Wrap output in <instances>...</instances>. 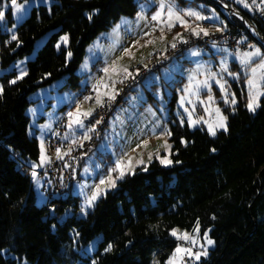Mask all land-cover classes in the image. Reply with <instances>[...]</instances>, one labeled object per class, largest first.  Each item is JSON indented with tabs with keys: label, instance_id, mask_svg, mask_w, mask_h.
Listing matches in <instances>:
<instances>
[{
	"label": "trees",
	"instance_id": "obj_1",
	"mask_svg": "<svg viewBox=\"0 0 264 264\" xmlns=\"http://www.w3.org/2000/svg\"><path fill=\"white\" fill-rule=\"evenodd\" d=\"M141 1L54 0L50 7L32 8L17 27V40L0 32L2 68L32 53L37 40L51 33L27 61L22 79H17L15 67L0 75V264L23 260L31 264H167L179 244L172 230L196 233L197 223L201 238L207 233L214 245L194 264H264V96L259 107L249 111L243 77L227 85L237 99L235 105L217 100L227 118V131L211 135L204 127L192 129L178 119L170 121L171 165L154 159L136 167L83 217L77 215L80 197L72 194L47 199L42 206L36 202L31 169L39 163L40 144L29 134L28 109L35 102L30 95L62 78L67 79L63 87L76 93L91 84L82 85L77 72L87 46L121 16H135ZM222 1L230 4L233 0ZM235 3L264 37V20ZM176 4L208 17L200 23L210 22L228 32L244 27L236 17L231 23L226 10L212 0H176ZM213 13L221 16L220 21L211 18ZM183 28L180 24L174 27L176 31ZM64 34L69 45L58 48ZM184 50L180 52L183 59L172 57L144 80L148 75L155 77L173 59L191 64ZM238 67L233 61L232 68ZM94 68L101 74L100 68ZM150 86L155 88L158 83ZM67 207L73 213L61 219ZM95 240L96 248L86 250ZM109 244L111 251H105Z\"/></svg>",
	"mask_w": 264,
	"mask_h": 264
},
{
	"label": "rangeland",
	"instance_id": "obj_2",
	"mask_svg": "<svg viewBox=\"0 0 264 264\" xmlns=\"http://www.w3.org/2000/svg\"><path fill=\"white\" fill-rule=\"evenodd\" d=\"M53 1L54 0H17V3L24 5V7L17 12L11 4V0H0V11L4 12V18L0 20V32L9 34L10 38L12 35L17 36V27L29 16L33 7H39L40 5H47L50 7ZM237 2L242 3L238 0ZM146 4L148 7L144 9V18L140 19L137 14L142 10L141 5ZM157 7L158 5L153 3L152 0L141 1L140 10L135 16H121L110 29L100 33L98 37L87 46L85 57L77 69V72L82 75V85H87L92 82L95 83V91L88 96L90 99H85L83 103H77L75 90L63 87L67 82L66 78L39 87L32 92L30 98L35 102L28 109V113L31 116L29 134L36 136L39 140L40 157L39 163L35 164L36 167L31 169V173L50 163L51 157L46 149L47 140L53 134L57 121L65 113H75L77 106L80 107L81 113L91 110L90 115H82L80 117L83 123L82 127L76 124H72V126L69 127L70 118L67 115L66 130L68 128L70 131L68 136L72 135L71 132L73 135H76L79 131H86L84 121L101 105H96L97 96H99L102 101L108 98L107 95H104L106 92L116 96L118 87L121 86L128 77L123 71L124 68H127L130 73L134 67L136 68L138 65L150 63L157 49H172L171 44L173 38L177 36V33H180L183 38H187L193 34L189 33L187 35L188 30H186V28L176 31L174 27L180 24L178 22L174 27L169 29L165 22L167 20L166 16L162 17L161 21H153L151 16L157 11ZM178 8L182 10L191 9L189 7ZM188 18L189 17H185L190 26L194 27L199 25L202 27L199 21H193V24ZM211 18L220 21L221 16L213 13ZM122 19L126 20L128 23L122 24ZM117 24H121V27L118 30V34H114L113 29ZM206 29L210 30L211 28L206 27ZM218 29L219 28H215L216 31L221 32V30ZM50 34L51 33H48L38 39L35 43L33 52L18 59L12 66L8 68H2L0 66V75L5 71L12 70L13 67L17 70V77L20 76L22 72L27 73V61L35 57L37 51L48 40ZM64 36L68 37L66 34L60 37L57 44L58 48L62 46L68 47L69 37L65 43L61 39ZM161 36H163V39H161ZM149 41H154V43H149ZM178 42H181L179 38L175 40L176 44ZM254 48H259L261 53L264 54V48L259 43H256L253 49L249 51L254 50ZM125 49L130 50L131 54L125 52ZM212 50L216 57L196 47L185 49L183 54L187 59L191 60V64L173 59V61L156 72L155 77L148 75L142 83L134 85L127 93L126 97L129 99L130 103L126 106L119 105L117 110L113 113L112 132L102 136L93 151L85 154L78 164L76 170L78 178L73 182L70 193L68 194L80 197V207L77 210V215L79 217L86 216L87 212L103 194L117 186V182L120 179L115 180V187L102 186L104 192L96 199L91 207H87L86 211H82V208L85 207L86 196L91 195L92 191H94V186L98 185L101 179L109 175L110 170L115 167L117 159L124 161L125 175L129 172H133L138 166L148 165L150 161L154 159L161 161V158L167 157L171 160L172 144L170 142V135L165 134L166 132H170L171 120L175 121L178 119L182 124L187 123L192 129L200 126L209 131V124L215 125L218 116L222 115L226 117L221 105L217 102L218 98L222 99L225 105L233 106V104L225 103V94L221 91L220 84H218L217 81L221 83L226 81L225 87L228 90L227 85L231 80H237L243 77L249 92L246 81L250 72L248 68L240 63V59L245 52L232 54L227 49H221L219 47H213ZM194 52H198L199 54L193 55L192 53ZM233 61L239 64L236 70L232 68ZM259 62L260 58L254 57L252 66H255V64ZM95 66L101 68V74H96ZM225 67L227 71H225ZM105 68H109L107 73L104 71ZM229 72L239 73L238 78L229 75ZM209 73H215V76L209 78ZM204 80L208 81L207 85L202 83ZM114 81L115 83H113ZM154 82L158 83V86L155 88L150 86ZM189 85H191V90L186 92L185 89ZM149 91L153 95V98L150 97ZM217 91L220 92L219 95H216ZM232 94L233 93H230L228 90L229 99H231ZM209 95L213 97L211 101L208 99ZM181 97H184L183 102H181ZM65 104H67V107L62 110ZM217 109H219V113H217ZM189 113H191V119L197 121V123H189ZM74 118L75 117H73V119ZM225 122L227 125V118ZM220 130L224 129L216 128V133ZM209 133L211 134L210 131ZM65 137L67 138V132ZM145 141L147 142L146 146L144 144ZM165 141L171 145L170 149L163 147ZM41 144H43L44 154L48 158L44 163H41ZM62 154L63 152L60 151L59 157H61ZM149 154H151V160H149ZM129 157H131L130 167L128 164ZM141 160L143 163L137 162ZM171 164L163 165L169 166ZM111 175L115 178L119 175V172H113ZM32 180L37 204L40 206L45 205L47 203V198L42 192V180L39 179L37 175L35 178L32 175ZM72 208H74V206ZM50 209L52 212H55L54 206H50ZM72 213L71 208L67 207L62 213L61 219L67 218V216ZM175 230H177L178 235L187 232L194 237L196 242L195 244H191L197 249V252L203 253L206 251L208 254L209 248L214 245L207 244V239L209 237L201 238L199 231L192 233L178 228ZM175 237L177 238V236ZM179 241L184 240L179 239ZM184 242L190 243L189 241ZM96 245L95 240L86 247V250H94ZM177 246L180 245L178 244ZM207 254H202L200 258L207 256ZM179 256H181L182 259H177L176 264H182L185 254L181 253ZM20 264L31 263L27 260H23L20 261Z\"/></svg>",
	"mask_w": 264,
	"mask_h": 264
},
{
	"label": "built area",
	"instance_id": "obj_3",
	"mask_svg": "<svg viewBox=\"0 0 264 264\" xmlns=\"http://www.w3.org/2000/svg\"><path fill=\"white\" fill-rule=\"evenodd\" d=\"M241 1V0H238ZM237 0H233L230 4L231 11H226L228 20L233 23L234 18H238L244 24V27L239 28L237 32H228L223 28L218 27L210 22L203 21L201 26L211 28L208 30L209 35L201 34L196 36L194 34L184 39L186 43L181 41L176 44L175 48L164 50L159 49L154 53L151 62L148 64L138 65L130 71L132 76H128L124 83L118 87L115 99L106 98L103 103L97 107L94 113L87 117L84 121L86 131L78 133L76 139H67L65 134L67 132V113H65L56 123L53 134L48 138L46 149L51 157V161L43 168L34 170L37 177L42 180V192L50 201H54L61 197L66 196L70 192L73 182L76 180V170L80 159L91 152L93 147L98 142L102 134H110L112 132V114L116 108L122 104L128 105L129 99L126 97L127 93L133 88L134 85L139 84L144 80L145 76L150 72L158 69L167 63L172 57L177 56L178 59H183L180 52L190 47L203 49L209 54H213L212 47L219 46L226 48L232 54H238L253 49L256 43H259L264 48V37L260 34L258 29L253 25L249 18L237 10ZM243 5H249L247 8L251 9L254 13L264 20V0H243ZM246 8V6H244ZM219 28L221 32L215 30ZM215 56V55H214ZM147 65V67H145ZM135 70V71H134ZM139 70V71H137ZM95 91L93 82L79 90L76 95L77 103H83L85 98ZM99 121V123H97ZM88 129H93L88 131ZM87 135L89 139H84ZM75 141V142H74ZM57 149L63 152L61 157H58ZM71 149V151H69ZM64 153H67L64 155ZM56 203L59 206L60 203ZM181 247H190L195 253L197 249L191 243L179 241ZM195 257L185 255L182 264H194Z\"/></svg>",
	"mask_w": 264,
	"mask_h": 264
},
{
	"label": "snow or ice",
	"instance_id": "obj_4",
	"mask_svg": "<svg viewBox=\"0 0 264 264\" xmlns=\"http://www.w3.org/2000/svg\"><path fill=\"white\" fill-rule=\"evenodd\" d=\"M153 3H156L158 5L157 7V11L151 16V19L153 21H161L162 17L166 16L167 20L165 21L167 24V27L169 29H171L172 27L175 26V24L178 22L181 25H183L186 30L191 31L194 35L196 36H200L201 34L207 36L209 35V32L207 29L200 27L199 25L197 26H190L188 21L185 19V17H192L194 18L195 21H200V20H205L208 19V17H204L200 14V12L196 11V10H192V9H187V10H182L179 9L177 4H176V0H152ZM241 2H243V0H241ZM253 3H255V0H253ZM11 4L12 6H14V8L17 10V12H19L24 5L17 3V0H11ZM246 7H248L249 5L245 4ZM148 7V5H141V12L138 13V17L140 19L144 18V9ZM4 18V12L0 11V20H3ZM92 16L91 14H89V19H91ZM122 24H126L128 23L126 20L121 21ZM121 27V24H117L115 26V28L113 29V33L114 34H118V30ZM220 30V29H218ZM163 31V30H161ZM179 38L181 41L183 42H187L184 41L183 36L180 33H177V36L173 38V42L171 44L172 48L176 47V43L175 40ZM12 40H17V36L16 35H12L11 37ZM63 42H67L68 37L64 36L61 38ZM161 39H163V36H161ZM149 43H154V41H149ZM125 52L130 53V50L125 49ZM193 55H198V52H194L192 53ZM72 53L68 52V56L71 57ZM254 57H259L260 58V62L258 64H255V66H252L253 63V58ZM240 63L241 65L245 66L246 68H248V71L250 72V75L247 78V85H248V89H249V101L247 104V108L249 111L254 112L256 110L257 107H259V98L261 96H264V54L261 53V50L259 48H254V50L249 51V52H245L243 53L241 59H240ZM145 67H147V65H145ZM104 71L107 73L109 71V68H105ZM123 71L126 73L127 76H132V73H129L127 68H124ZM139 71V70H137ZM225 71H227V68L225 67ZM259 73V75H258ZM27 73L22 72L20 76L17 77V79H22L24 75H26ZM229 75L233 76V77H237L239 76V73H232L229 72ZM215 76V73H209V78H212ZM11 83H16V80L11 81ZM115 83V81L113 82ZM202 83L204 85L208 84L207 80L202 81ZM218 84H220V88L221 91L224 92V100L225 103H230V104H235L236 103V99H235V95L232 94L231 99L228 98V90L225 87V84L227 83L226 81L221 83L220 81H217ZM107 87V86H106ZM191 90V85L187 86L185 91L188 92ZM3 92V88L2 86H0V93ZM104 95H107L108 98L111 99H115V95L114 94H109V93H105ZM90 99V97H86L85 98ZM208 99L211 101L213 99V97L211 95H209ZM184 97H181V102H183ZM96 103L97 104H102L103 101L101 100V98L99 96H97L96 98ZM217 113H219V109L216 110ZM91 114V110L87 111V112H83L81 113L80 111V107L77 106L76 112H69L67 115L70 118V124L69 127L72 126V124H76V125H80L81 127L83 126L82 120L80 119V117L83 116H88ZM73 117H75L73 119ZM226 117H223L222 115L218 116V120L216 122L215 125L213 124H209V131L211 132L212 135L216 134V128H220V129H224L225 131H227V125H226ZM183 122V121H182ZM97 123H99V121H97ZM189 123L190 124H195L197 123V121H193L191 119V113H189ZM93 129H88V131H92ZM166 135H171V132H166ZM84 139H89V137L87 135L84 136ZM75 142V141H74ZM145 146L147 145V142H144ZM164 148L166 149H170L171 145H169L167 143V141L164 142L163 145ZM69 151H71V149H69ZM213 151H215V149H213ZM57 154L58 157L60 156V149H57ZM67 153H64V155H66ZM48 158L45 156L44 151H43V144H41V163H44ZM149 160H151V154H149ZM138 163H143V161H137ZM162 164H171L172 161L170 159H168L167 157H163L161 158L160 161ZM177 163H179V161H177ZM128 164L129 167L131 165V157L128 158ZM34 168L36 167L35 165L33 166ZM113 172H119V175L116 176L115 178H113V176L111 175V173ZM33 177L35 178L37 173L35 171H33L32 173ZM125 175V168H124V161L121 159H117L116 161V165L114 168H112L110 170V173L107 177L103 178L100 180V183L98 185L94 186V191H92L91 195L86 196L85 199V207L82 208V211H86L87 207H91L93 205V203L96 201V199L104 192V188L102 186H107V187H115V180L116 179H122L123 176ZM199 231V224L197 223L196 228L193 229V232H198ZM172 235L173 236H177L178 239H183L184 241H189L192 244H195V239L194 237H192L189 233L185 232L181 235L177 234V230L173 229L172 230ZM205 238H207V233H205ZM214 242L208 238L207 239V244L211 245ZM112 245L109 244L108 247L105 249V251H111ZM185 254L189 257H195L196 260L200 259V256L206 255V251L201 253V252H193L192 249L190 247H181V246H177V248L174 250L172 256L169 258V260L167 261V264H176L177 259H182L181 256H179V254ZM93 264H95V262H93ZM158 264V262H157Z\"/></svg>",
	"mask_w": 264,
	"mask_h": 264
},
{
	"label": "water",
	"instance_id": "obj_5",
	"mask_svg": "<svg viewBox=\"0 0 264 264\" xmlns=\"http://www.w3.org/2000/svg\"><path fill=\"white\" fill-rule=\"evenodd\" d=\"M214 3L225 9L226 11H231L230 6L226 5L222 0H212ZM245 17V16H244ZM246 19V17H245Z\"/></svg>",
	"mask_w": 264,
	"mask_h": 264
},
{
	"label": "crops",
	"instance_id": "obj_6",
	"mask_svg": "<svg viewBox=\"0 0 264 264\" xmlns=\"http://www.w3.org/2000/svg\"><path fill=\"white\" fill-rule=\"evenodd\" d=\"M100 69H101V68H100ZM100 69H99V70H100ZM118 72H119V71H118ZM96 105H97V103H96ZM96 105H95V106H96ZM66 107H67V104L64 105V107H63L62 110H64ZM69 132H70V131H69L68 128H67V138H69V139H76V137L78 136V134L73 135V133L71 132L72 135H69V136H68V133H69ZM78 133H79V132H78Z\"/></svg>",
	"mask_w": 264,
	"mask_h": 264
}]
</instances>
